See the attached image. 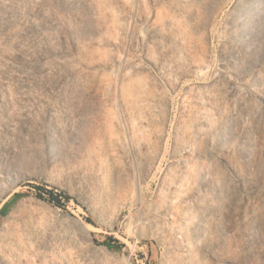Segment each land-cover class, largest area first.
Here are the masks:
<instances>
[{"label":"rangeland","instance_id":"374dc122","mask_svg":"<svg viewBox=\"0 0 264 264\" xmlns=\"http://www.w3.org/2000/svg\"><path fill=\"white\" fill-rule=\"evenodd\" d=\"M0 264H264V0H0Z\"/></svg>","mask_w":264,"mask_h":264},{"label":"trees","instance_id":"16d2710c","mask_svg":"<svg viewBox=\"0 0 264 264\" xmlns=\"http://www.w3.org/2000/svg\"><path fill=\"white\" fill-rule=\"evenodd\" d=\"M57 204H59V202H56Z\"/></svg>","mask_w":264,"mask_h":264}]
</instances>
